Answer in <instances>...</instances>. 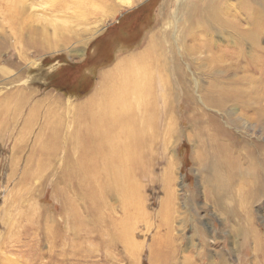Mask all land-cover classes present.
Returning <instances> with one entry per match:
<instances>
[{
	"label": "rangeland",
	"instance_id": "obj_1",
	"mask_svg": "<svg viewBox=\"0 0 264 264\" xmlns=\"http://www.w3.org/2000/svg\"><path fill=\"white\" fill-rule=\"evenodd\" d=\"M128 1L130 2L0 0V97H6V102L11 104L19 103V101L25 104H23L24 113L21 112L20 116L22 119L15 128L13 124L8 126V123L12 121L11 116H0V264H67L66 259H69V264H153L154 260L157 263V258L160 256L158 248L161 242V248L164 246L163 249L168 254L165 258L163 257L164 264H186L185 259L190 261L188 264H264V193L248 200L247 208L243 207L246 197L245 192L244 194L239 192L240 187L241 190L242 186L248 189L251 179L249 175H239L234 182V190H231L234 194L229 198H220V195L214 192L211 197L206 196V191H213L212 185L216 184L214 180L219 182V178L217 175L200 170L192 159L193 147L186 137L192 124L191 112L198 104L210 118L209 125L222 127L225 131L222 136L229 145L226 148L231 156L240 157L244 162L248 158L247 154L253 155L256 152L257 155L264 149V132L259 125H256L261 118L254 114L252 107L245 110L240 104L224 107L222 113L211 107L206 109L200 102L199 95L196 96L195 103L187 101L183 95L179 97L178 102L172 107L173 115L168 117L164 112V106L165 104L172 106V103L168 97L162 96L165 83H162L160 79H158L160 82L158 90L155 91L156 99L151 98L155 103L154 108L157 110L155 112L159 116L157 142L146 154L143 167L138 159L134 180L135 184L141 188L143 185H148L147 188L140 189V195L143 194L140 202L148 215L151 212V218L148 220V222L151 221L150 234L147 235L145 232L144 219L134 228L132 218L126 219L125 222H132L134 235L131 237L125 235L124 229L129 223L121 222L125 210L119 207L122 199L120 201V198L113 196L108 201V207L98 211V220H102L99 227L102 237L91 238L92 234L98 233L92 231L88 235V240L81 243V246L77 247L73 243V246L71 244L67 247L70 249V254H67L65 261L62 260L61 254L66 246L63 244L61 233L65 227V221L62 203L59 198H56L57 175L50 172L53 161L50 165L49 158L50 160L44 164L46 167L40 169V175H34L38 169V153L41 151L42 143L48 139V131H43V140L35 146L33 143L37 131H34V134L29 131L19 132L22 128L21 122L27 116L30 107L50 96L71 105L73 102L75 104L84 102L93 93L99 82L101 71L110 69L123 58L142 51L155 32L167 31L169 34L173 19L185 18L182 15L184 9L181 8V0ZM193 1L183 0V3ZM197 1L199 0L195 2ZM99 2L104 4L103 8ZM226 4L235 8L230 18L238 23L239 20L243 23L246 17L240 8L241 5H246L249 12L255 13L257 8H259L258 11H264V4L258 7L259 5L252 0H218L217 7L223 9ZM22 5L24 7L26 5L25 9ZM6 7L10 9L13 16L8 12L9 10H4ZM19 9L24 10L20 15L17 13ZM14 16L15 22L18 20L20 24L26 23L25 27H29L27 32L30 29L38 30L40 34L37 36V41L46 43L44 48L24 47L23 41L19 44L15 35L16 27L11 24ZM43 33H47V42L43 40ZM188 65L190 64L184 63L183 69L186 70L185 72L191 78L192 87L195 88L193 78L195 73L191 72L193 68ZM238 72L225 80L229 81L230 87L243 88L235 84L236 79L242 76V70ZM258 78L262 81L260 74ZM174 84L177 88V82ZM259 86L264 94V84ZM176 90L178 92V89ZM23 93L28 94L26 99L22 97ZM144 98V102L148 103L149 96ZM139 104H143L141 100ZM242 113L246 116L243 117L244 120L241 119ZM40 115L41 118L37 122L38 129L45 128L44 113ZM171 119L176 120L181 138L177 141L170 137L171 148L168 151L162 128L169 124ZM229 120H241L244 131H240L242 130L240 125L232 126ZM221 141L222 138L219 142L213 141V154L218 160L223 158L218 150ZM17 143L18 147L26 149L24 153L17 152ZM33 145L37 148V152H34L33 160H36H32L30 166V168L33 167L32 175L27 183H21L19 182L21 170L27 167L26 155ZM49 147L51 149L48 150L53 151L54 146ZM242 148L245 150L238 151ZM171 155L175 163V179L169 187L173 192L172 218L175 221H171L170 216H165L166 224L164 225L172 226L171 234L174 237L173 243L166 247L164 238L158 241L159 237L157 242L154 239V237L158 238L159 232L155 217L165 195L160 175ZM257 160H260L259 157ZM41 173H44L42 174L44 177ZM207 175L211 177L210 180L203 177ZM217 198H220L224 204L222 202L219 204ZM132 200V198L129 199L130 202ZM240 206L243 208L240 209ZM108 208L111 209L108 210ZM223 209H228L230 215ZM75 213L85 218L88 228L93 227L92 219L84 212V208L77 206ZM133 213L134 209L132 213L129 212V214ZM187 218L189 221L186 224ZM111 221L118 224H111ZM170 222L172 223L169 224ZM239 224H242L241 231L238 229ZM110 231L113 234L120 232V239L112 240L114 244L107 239L109 235L111 236ZM255 236L259 239L257 245L252 240ZM83 238L82 236L81 239ZM152 239L154 244L151 247ZM107 241L110 245L106 243ZM78 250L80 254L72 255Z\"/></svg>",
	"mask_w": 264,
	"mask_h": 264
},
{
	"label": "bare ground",
	"instance_id": "obj_2",
	"mask_svg": "<svg viewBox=\"0 0 264 264\" xmlns=\"http://www.w3.org/2000/svg\"><path fill=\"white\" fill-rule=\"evenodd\" d=\"M195 1L186 4L183 3V0L180 1L182 4L179 3V5L181 4V8L184 9L182 15L185 18L173 19L169 34L167 31L155 32L142 51L123 58L110 69L101 71L99 82L87 100L76 104L73 102L71 105L50 96L38 104L36 103V105L32 104L33 107L29 108L27 116L21 122L22 128L19 132L29 131L33 133L37 131L33 143L35 146L43 140V131H48V139L42 143L43 146L38 153V169L34 175H40V169L45 166L44 164L51 159V165L53 161L50 172L57 175V178L55 177L57 183L56 198H59L62 203L65 221V227L64 229L61 228L62 233L60 232L63 244L66 246L62 251L63 255L61 254L62 260L65 261L67 254H70V249L67 247H70L71 244L73 246V243L77 247L81 246V243L88 240V235L92 231L98 233L92 234L91 238L102 237L103 234L99 230L102 220H98V211L107 208L108 201L113 196L120 198V201L122 199L119 207L125 210L121 222L129 223L127 230L124 229L125 235L130 237L134 235L133 230L138 223H141L142 219L149 225L147 227L144 223L145 232L147 235L150 234L151 221L148 222V220L151 218V212L148 215L145 212L146 209L141 207L140 202L141 196H143V194L140 195V189H145L148 185H143L141 188L135 184L134 180L135 171L138 168V159L142 162L140 165L143 167L146 154L153 149L157 142L159 116L155 112L153 100L156 99L155 91L158 90L160 84L158 79L165 83L164 95L162 96L168 97L172 103V106L169 104L164 106V112L168 117L173 115L172 107L175 106L174 103L178 102L179 97L183 95L187 101L195 103L196 96L199 95L200 102L206 109L211 107L221 113L227 106L240 104L245 110L252 107L254 114L261 118L256 120V125H259L264 132V94L259 86V84H264V11H258L259 8H257L254 13L249 12L246 5L237 6L246 14L243 23L239 20V24L230 18L235 9L230 5L226 4L223 9H219L217 7L218 0H199L197 3ZM252 1L258 4V7L264 4V0ZM123 2L130 1L121 0V3ZM114 3L116 2L114 1ZM99 4L102 8L104 7L103 3L99 2ZM22 6L25 9L26 5L25 7ZM111 7L113 8V4ZM5 9L9 10L8 12L11 14L9 8L6 7ZM22 12H24L23 9L17 11L19 15ZM11 16L13 15L11 14ZM15 20L14 16L11 24L16 27L15 35L19 44L23 41L24 47L44 48L46 43L37 41V36L40 34L38 30L30 29L27 32L29 27H25L26 23L21 22V25L18 20L17 22ZM46 37L47 33H43L44 42L48 41ZM184 63L190 64L193 68L191 72L195 73V77H193L195 88L192 87L191 78L183 69ZM238 70H242V76L236 79L235 84L241 85L243 88L230 87L229 81L225 80L229 79L230 75H235ZM258 74L261 75L262 81L258 78ZM174 82H177V88ZM27 96L26 93L22 94L25 99ZM144 96H149L148 103L147 101L144 102ZM140 100L143 104H139ZM23 104L24 102L21 101L11 104L6 102V97H0V116L6 115L12 118L8 126L13 124L15 128L19 124L22 119V117L20 118L21 112L24 110L25 104ZM201 108L197 104L191 112L192 124L186 137L193 147L192 159L200 167V170L217 175L219 178V182L214 180L216 184L215 186L212 185L213 191L208 190L205 195L211 197L214 192L219 194L220 198H229L234 194L231 190H234L233 185L237 180L236 178L239 175H249L250 186L248 189L242 186V190L240 187L239 191L241 194L245 192L246 201H243L245 204L242 206L247 208L248 200L264 193V149L257 153L258 156L255 154L256 152L253 155L247 154L248 158L244 162L240 157L233 158L226 148L229 145L222 136L225 131L216 125L210 126V118ZM41 113H44L46 129H38L39 124L37 122L41 118ZM243 117H246L244 113H242V120H244ZM175 121L171 119L169 124L162 128L166 150L168 151L171 148L170 137L174 140L177 139V141L181 138L180 129ZM229 121L232 126L233 124L240 125L242 129L240 131H244L241 120ZM221 138L222 141L218 150L223 158L218 160L213 154V141L219 142ZM51 145L54 146L53 151H49ZM33 146L26 155L27 167L21 170L19 180L21 183H27L31 178L30 175H32L33 170L31 171V169L33 167L30 168V166L35 157L34 152H37V148ZM16 150L18 153L26 151V149L18 147V143ZM243 150L245 149L242 148L238 151ZM258 157L259 161L257 160ZM42 174L44 173H41V176H43ZM174 177L175 163L171 155L160 175L164 184L165 195L155 217L159 232L157 233L158 238L154 237V239L157 242L159 237L158 241L164 238L166 247L170 246L174 239L171 234L172 226L164 225L166 224V215L171 217V221L174 220L172 218L174 212L173 192L169 187L174 182ZM203 177L208 180L211 179L208 175ZM37 178L39 179V177ZM131 198L133 199L132 202L129 201ZM220 198L216 199L219 204L222 202ZM77 206L84 208V212L91 217L93 227L89 226L88 228L85 218L75 213ZM243 207L240 206L239 208ZM132 209H134V213L129 214V212L132 213ZM223 211L230 215L228 209H223ZM104 214L106 213L104 212ZM132 218L134 219V228L133 225L131 226L132 222H125L126 219L131 220ZM188 221L189 218L185 223L187 224ZM111 224L118 223L112 222ZM241 226L242 224H239V231H241ZM82 236L83 239H81ZM120 237V232L117 234L112 232L107 239L111 242L113 239L119 240ZM154 239H152V244L150 243L151 247L154 244ZM252 240L257 245L259 239L255 236ZM109 241L106 243L110 245ZM161 243L158 242L159 248L154 246L158 248L160 256L157 258V263L154 260L153 264H164L163 257L168 255L163 249L165 247L162 246L161 248ZM80 253L78 250L77 252L74 251L72 255ZM189 262L188 259H185L186 264ZM66 263L69 264V259H66Z\"/></svg>",
	"mask_w": 264,
	"mask_h": 264
}]
</instances>
